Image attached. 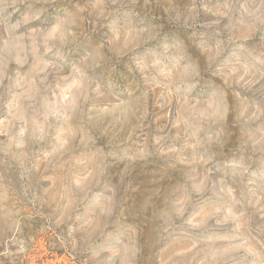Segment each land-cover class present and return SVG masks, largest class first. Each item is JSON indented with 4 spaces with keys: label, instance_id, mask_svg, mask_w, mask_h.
Returning <instances> with one entry per match:
<instances>
[{
    "label": "rangeland",
    "instance_id": "obj_1",
    "mask_svg": "<svg viewBox=\"0 0 264 264\" xmlns=\"http://www.w3.org/2000/svg\"><path fill=\"white\" fill-rule=\"evenodd\" d=\"M0 264H264V0H0Z\"/></svg>",
    "mask_w": 264,
    "mask_h": 264
}]
</instances>
